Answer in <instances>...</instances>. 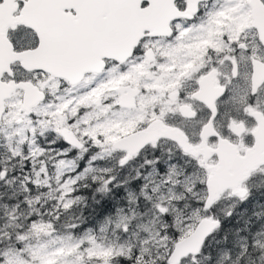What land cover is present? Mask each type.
<instances>
[{
    "label": "snow or ice",
    "instance_id": "obj_1",
    "mask_svg": "<svg viewBox=\"0 0 264 264\" xmlns=\"http://www.w3.org/2000/svg\"><path fill=\"white\" fill-rule=\"evenodd\" d=\"M261 190L264 0H0V264H264Z\"/></svg>",
    "mask_w": 264,
    "mask_h": 264
},
{
    "label": "trees",
    "instance_id": "obj_2",
    "mask_svg": "<svg viewBox=\"0 0 264 264\" xmlns=\"http://www.w3.org/2000/svg\"><path fill=\"white\" fill-rule=\"evenodd\" d=\"M261 191L263 193L254 191L251 198L238 207L237 211L241 217H244L245 213L251 214L254 209L259 210L256 208L257 205H264V190ZM77 195L84 197L79 215L83 218L81 225L87 228L96 227L99 222L114 213L118 206L125 203L123 189L120 186L110 187V191L104 195L95 193L94 188L80 189ZM237 219V217H233L223 220L221 228L233 229L242 226L243 220L240 219V224H237Z\"/></svg>",
    "mask_w": 264,
    "mask_h": 264
},
{
    "label": "rangeland",
    "instance_id": "obj_3",
    "mask_svg": "<svg viewBox=\"0 0 264 264\" xmlns=\"http://www.w3.org/2000/svg\"><path fill=\"white\" fill-rule=\"evenodd\" d=\"M85 159H86V157H85ZM81 164H82V166H81V168H83V166H84V162L83 161H81ZM128 175V172L127 171H121L120 173H119V178L120 179H123V177H125V176H127ZM132 188H135V186H136V184H135V181H133L132 182ZM116 186H120L122 189H123V193H124V196L126 197V195H127V193H126V191H125V188L122 186V185H120L119 183H114V185L113 186H110V187H116ZM259 193H263L262 191H258ZM251 198V197H250ZM249 198V199H250ZM99 224V223H98ZM97 224V225H98ZM81 228L82 229H84V228H87V227H85V226H82L81 225Z\"/></svg>",
    "mask_w": 264,
    "mask_h": 264
}]
</instances>
